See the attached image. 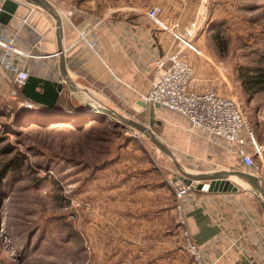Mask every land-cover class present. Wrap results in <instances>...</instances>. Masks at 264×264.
Here are the masks:
<instances>
[{"label":"rangeland","instance_id":"1","mask_svg":"<svg viewBox=\"0 0 264 264\" xmlns=\"http://www.w3.org/2000/svg\"><path fill=\"white\" fill-rule=\"evenodd\" d=\"M46 1L56 12L107 25L148 20L147 11L161 8L165 26L177 24L173 34L200 53L170 34L171 52L184 50L195 83L232 99L247 117L262 152L258 157L245 140L256 165L245 172L263 176L264 90L247 93L241 79L264 74V0ZM13 86L0 82V173L14 158L19 164L0 181V264H195L174 212L175 188L185 185L174 162L196 176L233 171L231 159L224 169L202 162L192 127L165 110L151 117L147 103L110 108L87 91L70 100L65 87L60 107L25 108V100L11 98ZM34 105L41 110L31 122L13 125L14 115ZM190 186L187 195H194Z\"/></svg>","mask_w":264,"mask_h":264},{"label":"crops","instance_id":"2","mask_svg":"<svg viewBox=\"0 0 264 264\" xmlns=\"http://www.w3.org/2000/svg\"><path fill=\"white\" fill-rule=\"evenodd\" d=\"M45 13L17 4L16 13L9 22L0 24V37L6 41L13 38L14 48L20 52L11 57L16 63L20 62V69L30 77L60 84L59 58H44L57 52L60 46L67 73L75 85L83 89L82 94L86 95L87 91L110 108L118 104H139L149 93L150 84L162 74L158 63L172 51L169 31L157 33L155 25L145 17H130L116 24L107 25L101 21L91 24L74 12L64 10L57 12L62 25L60 34L54 19ZM92 41L97 44L90 48ZM165 63L167 66L168 62ZM15 77L9 67L0 72V82L4 78L13 84ZM115 98L120 99L119 102ZM162 110L180 117L190 127L186 118L164 107H149V114L152 117ZM191 134L201 150L199 160L202 162L214 167L221 165L224 169L226 160L231 159L227 165L232 166L233 171L250 170L241 164L229 142L199 128H192ZM262 175L254 176L257 188L261 184L264 186V171ZM258 176L263 181H259ZM229 181L239 191L225 194L200 191L185 196L182 230H186L191 241L201 248L208 264H264V211L250 192L249 183L234 178Z\"/></svg>","mask_w":264,"mask_h":264},{"label":"built area","instance_id":"3","mask_svg":"<svg viewBox=\"0 0 264 264\" xmlns=\"http://www.w3.org/2000/svg\"><path fill=\"white\" fill-rule=\"evenodd\" d=\"M7 0H0V11L2 3ZM18 5H25L30 9L38 8L34 4L26 3L21 0H13ZM34 5V6H33ZM160 9H152L146 12V16L150 22L155 26L161 27L163 30L169 31L174 38L180 39L188 52L200 54L196 48L191 47L186 38H180L174 35L173 31L177 28V24L173 25L170 29L160 20V15L163 12ZM184 35L188 36L186 32ZM185 36V37H186ZM13 38L6 41L0 37V72L4 67H9L15 72L16 77L12 85L11 98H17L18 89L30 78V75L20 69V62H15L11 56L18 55L19 51L14 48ZM97 44L96 41L89 43V47L93 48ZM63 50L55 52L44 58H59L58 73L59 83L64 88H67L65 78L71 80L69 73H67L65 60L62 63ZM64 59V57H63ZM165 61L168 62L166 66ZM166 66V67H165ZM159 69L163 70L151 84L149 93L143 98L144 103L150 105H159L161 108H166L174 113L180 114L186 118L190 126L195 129L199 128L204 132L224 139L229 142L235 149V153L240 158L242 165L248 169H255L252 155L244 148L245 140L247 139L254 148V154L258 157L261 155V149L257 148L252 132L247 126V117L240 110L235 101L228 97L219 95L212 87H201L195 83V70L192 69L189 63V57L183 49L179 48L175 52H171L165 59H161L158 63ZM64 71V73H63ZM73 82V81H72ZM74 83V82H73ZM75 84V83H74ZM68 89V88H67ZM69 90V89H68ZM86 90V89H85ZM71 91L69 90V95ZM85 98H83L84 100ZM25 108H32L28 102L21 103ZM254 175V173H250ZM188 185H182L176 188L175 198L176 207L174 208L177 214V223L184 227V214H183V200L190 192ZM239 191V189H238ZM184 243L186 251L195 264H208L204 260L203 252L199 246H196L190 239L186 230L183 231Z\"/></svg>","mask_w":264,"mask_h":264},{"label":"water","instance_id":"4","mask_svg":"<svg viewBox=\"0 0 264 264\" xmlns=\"http://www.w3.org/2000/svg\"><path fill=\"white\" fill-rule=\"evenodd\" d=\"M28 3L30 4H34L36 6H38L39 8L43 9L47 14H49L55 21V25H56V30L61 34L62 32V25H61V21H60V17L57 14V12L52 8V6L50 5L49 2H47L46 0H26ZM16 8H17V4L13 3L9 0L5 1V3L2 5L1 7V11H0V24H7L9 22V20L12 18V16L16 13ZM60 44V42H59ZM62 48L59 46V49L57 50V52H61ZM62 63H64V59L63 57L61 58ZM65 81L67 83V88L70 91H73L74 94L80 95L79 92L81 90H77V88H73L71 86V81L70 79H68L67 77L65 78ZM21 93L22 95L29 100L32 103L38 104V105H42L45 107H54L56 101L58 100L60 94L63 92V86L60 84H57L56 82H49L40 78H37L36 76L30 77L21 87ZM90 106V105H89ZM150 107L154 106L155 108H160L159 105H150ZM139 107L141 108H145L146 107V103L144 102H140L139 103ZM101 111H105V109H101ZM111 113L109 111L106 110V114ZM141 116H144V112H141ZM132 125H134L137 128H142L140 125L131 122ZM162 150H165L167 153H169L168 150H166L165 148H162ZM175 166H177L178 170L181 171V174H183V176H181L179 178V180H183L185 182V185H193V187L195 188V191H202V192H206L209 194H213V193H229V192H233L236 193L238 191V187L232 183V182H228L225 181L224 176H235L238 179H243V180H247L249 182V184L251 185L252 189L250 190V192L257 198V201L260 204V207H262L263 211H264V188L262 187V185L257 188L255 187V182L257 181V179L247 173V172H236V171H228V173L226 172H216L213 173L212 175L210 174H199L196 176H192V175H185L184 172L181 170L180 166H178V164L176 162ZM176 179H174L175 181Z\"/></svg>","mask_w":264,"mask_h":264},{"label":"trees","instance_id":"5","mask_svg":"<svg viewBox=\"0 0 264 264\" xmlns=\"http://www.w3.org/2000/svg\"><path fill=\"white\" fill-rule=\"evenodd\" d=\"M261 61H263V60H261ZM260 78H262L264 80V74H258V75H254V76L252 75V77H245V76L242 77V79H241L242 82L241 83L243 84V88H244L245 92L250 93V94H254V93L256 94V93H258V91L264 90V86L263 87L260 86V84H263L264 81H261ZM16 99H17V102L19 100L20 101L26 100L25 97L22 95V93L20 91H18ZM56 103H55V107L56 106L60 107V105H58ZM36 105H38V104H36ZM36 105H34V107H35L34 110H33L34 112L25 110V111L19 112L17 115H14L15 119L12 120L13 125H18V126L19 125L20 126L24 125L22 120L26 119V118L28 119V121L31 122V120H32L31 116H33L35 114V111L36 112L37 111L40 112V110H41ZM43 113H46V112H43ZM2 115H4V112H2L1 109H0V118L2 117ZM34 116H36V115H34ZM16 159L14 158V159L10 160L4 166V170L0 173V181L4 180V178L7 176V173H8L9 170H11L12 172L15 173L16 172L15 169L19 168V164L17 165V160ZM175 190H176V188H175ZM194 193L197 194V193H201V192L200 191H196V192L194 191ZM174 198H175V191H174ZM175 200H176V198H175Z\"/></svg>","mask_w":264,"mask_h":264},{"label":"bare ground","instance_id":"6","mask_svg":"<svg viewBox=\"0 0 264 264\" xmlns=\"http://www.w3.org/2000/svg\"><path fill=\"white\" fill-rule=\"evenodd\" d=\"M63 73H64V71H63ZM71 86L75 89V88H77V90H81L80 88H78L72 81H71ZM82 92H83V89L79 92V94H82ZM71 93H73L74 94V92L73 91H71ZM86 102V101H85ZM89 104H91L90 102H88ZM189 175H192V174H189ZM235 179V180H239V181H244V182H247V183H249L247 180H243V179H238L237 177H235V176H224V179H225V181H228L229 182V180L230 179ZM231 182V181H230ZM264 199V198H263Z\"/></svg>","mask_w":264,"mask_h":264}]
</instances>
